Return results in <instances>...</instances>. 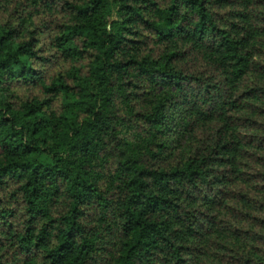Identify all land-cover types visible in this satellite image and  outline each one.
Here are the masks:
<instances>
[{
  "label": "trees",
  "instance_id": "16d2710c",
  "mask_svg": "<svg viewBox=\"0 0 264 264\" xmlns=\"http://www.w3.org/2000/svg\"><path fill=\"white\" fill-rule=\"evenodd\" d=\"M0 264H264V0H0Z\"/></svg>",
  "mask_w": 264,
  "mask_h": 264
},
{
  "label": "rangeland",
  "instance_id": "374dc122",
  "mask_svg": "<svg viewBox=\"0 0 264 264\" xmlns=\"http://www.w3.org/2000/svg\"><path fill=\"white\" fill-rule=\"evenodd\" d=\"M115 17H116V9H115V7H113L112 14H111V19H112V18H115ZM121 113L124 115V114H125V111L122 110ZM124 132H125V133H129L128 129H124ZM127 147L130 148V149H133V148L136 149V148H138V146H137V141H131V142L128 144Z\"/></svg>",
  "mask_w": 264,
  "mask_h": 264
}]
</instances>
